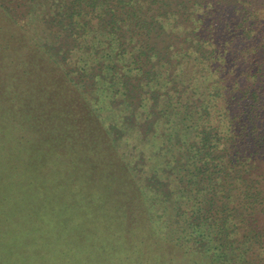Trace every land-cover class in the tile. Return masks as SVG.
<instances>
[{
    "label": "trees",
    "instance_id": "16d2710c",
    "mask_svg": "<svg viewBox=\"0 0 264 264\" xmlns=\"http://www.w3.org/2000/svg\"><path fill=\"white\" fill-rule=\"evenodd\" d=\"M0 124L109 264H264V0H0Z\"/></svg>",
    "mask_w": 264,
    "mask_h": 264
},
{
    "label": "rangeland",
    "instance_id": "374dc122",
    "mask_svg": "<svg viewBox=\"0 0 264 264\" xmlns=\"http://www.w3.org/2000/svg\"><path fill=\"white\" fill-rule=\"evenodd\" d=\"M22 135L0 124V264H109L87 237L64 229L65 209L57 213L56 191L30 173L26 145L16 140Z\"/></svg>",
    "mask_w": 264,
    "mask_h": 264
}]
</instances>
